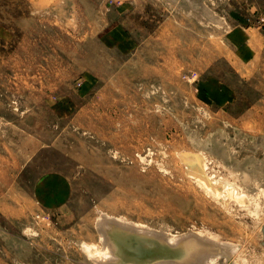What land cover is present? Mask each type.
Listing matches in <instances>:
<instances>
[{"label":"rangeland","instance_id":"374dc122","mask_svg":"<svg viewBox=\"0 0 264 264\" xmlns=\"http://www.w3.org/2000/svg\"><path fill=\"white\" fill-rule=\"evenodd\" d=\"M114 3L125 0H0V264H99L82 245L102 242L101 211L212 232L238 264H264V67L225 39L240 21L263 30L264 0H143L130 52L102 39ZM210 76L235 100L202 93ZM190 152L220 198L187 169ZM55 179L60 206L40 196Z\"/></svg>","mask_w":264,"mask_h":264},{"label":"bare ground","instance_id":"6f19581e","mask_svg":"<svg viewBox=\"0 0 264 264\" xmlns=\"http://www.w3.org/2000/svg\"><path fill=\"white\" fill-rule=\"evenodd\" d=\"M207 12L213 21H219L222 23L225 22L223 17L215 15L209 10ZM184 155V162L188 166L187 169L198 180L199 184L202 185L204 189H207L210 193H212L213 196L220 198L222 185L210 180L208 173L206 172V160L203 153L190 152L184 153ZM198 165L201 166V168ZM250 177L249 172H244V176H242L243 179H251ZM228 192H230L231 197L239 199V201L243 202L244 205L247 204L249 207L258 211V207L251 206L249 204V199L246 198V192L242 193L243 191H241L236 193L232 190V188L231 191ZM226 196H229V193ZM229 200H227V202ZM98 219L97 226L98 231L101 234L102 242L99 244L84 242L82 247L83 250L87 251L90 258L99 264L239 263L238 261H235V259L230 258L235 249L234 245L232 246L227 242H222L225 238H223L222 241H218V235L212 232L192 229L186 233L173 235L164 231L166 230L165 228L164 230L162 228L161 231L160 229L156 230L147 224H142L131 219L129 220L128 218L122 216H112L103 211H101V215ZM262 230L264 232V225ZM224 256L226 257L225 261L221 259L224 258Z\"/></svg>","mask_w":264,"mask_h":264},{"label":"crops","instance_id":"0c3cea01","mask_svg":"<svg viewBox=\"0 0 264 264\" xmlns=\"http://www.w3.org/2000/svg\"><path fill=\"white\" fill-rule=\"evenodd\" d=\"M142 2L143 0H125L123 6L114 3V6L109 9V14L111 15L109 27L102 35L104 43L123 52L135 51L137 49L138 40L132 28L129 27L128 22L134 19L132 14ZM239 23V25L233 26L225 39L228 45L235 48L236 56L241 61V64L244 66L250 65L253 67V71H257V68L264 67V29H259L254 23L243 24L241 21ZM185 31L188 33L187 37L191 39L193 45L195 43L194 39H198L199 31H196L192 27H186ZM198 85L202 93L204 92L207 96L217 101L229 102L235 100L237 97L235 89L226 86L225 83L214 76L204 79ZM58 183L57 179H55L51 182L52 185L54 184V187L46 189V187H43L45 186L43 182L39 187L41 198L48 200L53 206H60L58 202L62 200L65 194L64 186L63 189L62 185L58 188ZM61 183L64 184V181Z\"/></svg>","mask_w":264,"mask_h":264},{"label":"built area","instance_id":"2783aa9c","mask_svg":"<svg viewBox=\"0 0 264 264\" xmlns=\"http://www.w3.org/2000/svg\"><path fill=\"white\" fill-rule=\"evenodd\" d=\"M259 23H260L261 27L264 25V16H263V18L260 19Z\"/></svg>","mask_w":264,"mask_h":264}]
</instances>
